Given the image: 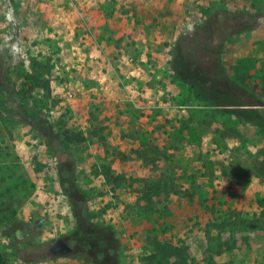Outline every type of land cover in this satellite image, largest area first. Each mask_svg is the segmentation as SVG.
I'll list each match as a JSON object with an SVG mask.
<instances>
[{"label":"rangeland","instance_id":"rangeland-1","mask_svg":"<svg viewBox=\"0 0 264 264\" xmlns=\"http://www.w3.org/2000/svg\"><path fill=\"white\" fill-rule=\"evenodd\" d=\"M10 6L14 29L4 21ZM218 11L242 14L232 35L216 33L209 18ZM9 33L22 47V58H7L19 88L35 75L37 105L85 137L70 147L78 189L95 223L115 228L122 264H140L153 237L201 255L214 206L262 218L264 134L224 110L232 107L197 99L172 61L189 51L210 64L221 47L225 75L236 82L228 87L244 94L242 85L264 104V0H0V38ZM13 106L0 104V247L9 264H98L83 251L50 254L54 241L75 234L77 219L57 159ZM162 173L181 194L156 198L162 214L145 213L138 180ZM247 235L248 249L222 263L264 264V236Z\"/></svg>","mask_w":264,"mask_h":264},{"label":"trees","instance_id":"trees-1","mask_svg":"<svg viewBox=\"0 0 264 264\" xmlns=\"http://www.w3.org/2000/svg\"><path fill=\"white\" fill-rule=\"evenodd\" d=\"M240 16L242 14L218 11L209 19H213L215 22L216 33L225 30L228 35H232L234 29L239 25ZM255 17V15H251V18L254 19ZM214 52L217 57L210 64L193 60L191 58L192 53L189 51L178 53L172 61L176 77L193 91L195 97L200 101L210 107H232L224 110H228L227 113L232 114L241 121L256 125L260 132L264 134V108L251 107L254 105L264 107V104L258 99V104H253V99L255 101L257 97L248 93L249 91L242 85L237 86L239 90L241 88L245 93L247 92L246 95L236 90V88L228 87L227 81L230 78L225 75L222 59L219 56L221 55V47L214 49ZM7 58V55L0 56V104H14L12 110L15 116L23 124L34 128L39 133L43 145L50 150L58 161L59 181L70 200L77 219L75 234L67 240L73 249L72 253L76 250L83 251L82 254L91 256L98 264H122L118 250L119 239L116 236L115 228L105 222L95 223L94 214L89 211L86 205L85 193L78 189L75 176L76 167L70 147L75 142L84 141V135L56 126L45 113V109L37 105V101L41 102L34 95V92L37 91L35 88L39 87L38 78L32 74L28 75L26 84L29 86L20 89L15 80V75H13V68ZM33 80L35 85H31ZM230 81L236 85L235 81ZM246 97L249 100H245ZM180 130L184 136L181 141H186L190 129L182 125ZM153 168L157 169L158 165L153 166ZM147 177H149L148 174L145 175V179L143 177L138 180V182L143 183L138 196L140 201L138 208L145 213L162 214L163 209L155 201L156 198L165 195L166 199H170L173 195H179L181 192L179 193L175 189L173 181H169L164 173L157 178L150 176V181H147ZM123 178L118 176L117 179ZM190 198L193 202V197ZM259 205L262 208V218L249 221L240 218L239 211L234 210L235 213L230 212L229 214L228 212L227 214L223 209H217L214 206L212 218H210L211 223L208 225L209 230L206 232L209 246L207 251L197 256L188 251V248L182 243L178 244L174 239L153 237L150 252L140 259V264H230L229 262L222 263L220 258L233 252L242 253L248 249L247 244H252L248 235L243 236L245 231L264 236V197L259 200ZM230 210L228 209V211ZM214 211L221 214L216 217ZM234 215L237 218L234 219ZM238 235L241 237H238ZM0 264H9V257L1 247Z\"/></svg>","mask_w":264,"mask_h":264},{"label":"clouds","instance_id":"clouds-1","mask_svg":"<svg viewBox=\"0 0 264 264\" xmlns=\"http://www.w3.org/2000/svg\"><path fill=\"white\" fill-rule=\"evenodd\" d=\"M16 14L15 9L11 6L4 14V21L15 28ZM191 27V26H190ZM22 47L15 35L9 33L4 38H0V55L6 54L13 59L22 58Z\"/></svg>","mask_w":264,"mask_h":264},{"label":"water","instance_id":"water-1","mask_svg":"<svg viewBox=\"0 0 264 264\" xmlns=\"http://www.w3.org/2000/svg\"><path fill=\"white\" fill-rule=\"evenodd\" d=\"M73 249L70 244L64 239H57L50 246L49 252L52 256H68Z\"/></svg>","mask_w":264,"mask_h":264}]
</instances>
